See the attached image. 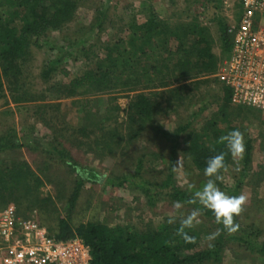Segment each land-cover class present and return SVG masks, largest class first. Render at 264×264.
Segmentation results:
<instances>
[{
    "label": "trees",
    "instance_id": "16d2710c",
    "mask_svg": "<svg viewBox=\"0 0 264 264\" xmlns=\"http://www.w3.org/2000/svg\"><path fill=\"white\" fill-rule=\"evenodd\" d=\"M85 1L4 0V3H1L0 0V69H2L0 71V86L1 77L8 73L12 77L18 76L21 72V67L29 57L31 47H42V45L47 43L45 39L48 33L63 31L67 23L75 18L81 2ZM105 8L106 6L94 8V15L89 25L79 28V32H72L69 36V45L67 47L57 46V55L43 62L40 71V76L43 79L50 78L53 73H62L67 78L65 83L57 81L55 85L52 84V87L50 86L52 92L62 94L63 97H72L78 96L81 90L92 91L90 95H96L97 93L102 95V93L110 89L120 87L126 88L127 86L126 89L128 91H133L139 87L146 88L150 86L149 88L151 89H167L169 98L172 99L179 93L178 88L170 87L173 82L184 81L201 74L210 75L216 73L220 60L219 62L217 61L216 54L212 50L208 29L200 25L196 19L192 22L172 25L170 22L161 20L151 13L147 15V19L140 25H135L134 20L130 22L132 31L122 41L126 43L124 45H127L125 49L119 50L117 48L119 43L112 46L105 44L104 48L101 50L99 48V54L98 52L94 53L89 48L85 49L83 47L85 40L90 39L92 34L99 33L104 29L108 17L107 9ZM218 25L221 45L224 52H226L225 56L222 57L224 58L230 51L231 42L224 23L219 22ZM64 35L67 40V30ZM40 40H42V44H39ZM73 48L74 50L79 48L77 52L86 57L87 68L75 73H69L64 68H59V70L57 67L63 57L74 55L67 50ZM139 51H142L141 54L150 60L149 62L146 61L147 68L139 72L142 79H147L146 85L142 84L140 86L136 78L130 84L119 82L117 77L125 75L128 79L129 71L137 64L135 59L134 61L126 60L125 57H133ZM101 52L105 53L101 55ZM74 57L76 56L74 55ZM184 87L181 86V88ZM221 89L225 105L244 107L231 104L229 89L223 84H221ZM152 95H155V92L136 94L134 100H130L126 113L128 118H130L129 124L139 126L147 124L154 130L156 135L169 140L171 143L168 156L169 165L166 168L165 176L159 184H153L143 178L142 174L147 173L144 168V157L137 159L134 173L131 175L111 171V173L104 176L103 173L81 165L72 157L66 147H62L64 142H69L73 147L76 146L74 141L71 142L72 139L69 136L62 134L64 128L56 131V133L54 130V134H47L41 138L37 135L35 136L33 132L16 133L13 130H8L0 135V153L21 148L30 151L47 150L56 153L59 159L67 166L75 180L74 187L68 198L66 213L64 216L57 218L55 229L53 227H48L47 229L50 234L59 239L76 236L83 240L90 248L91 258L89 264L219 263L224 249L230 247L233 249L232 254L235 252L238 255L235 258L249 259L248 256L245 257V254H253L251 256H255L264 264V228H261L255 222V218L254 221L246 222L244 221L245 218H242L239 214L234 216V223L238 224L239 228L235 232L228 233L221 224L216 222L213 213L203 208L191 193L180 188L173 178L174 159L178 149L184 159H188L191 170L199 174H204L206 161L209 157L224 151L226 166L218 173L220 176L234 161V157L227 152L220 140L225 134L220 129L215 128L214 122L208 120L198 131L194 130L196 128L191 127V131L184 138V143L180 148L179 139L190 127L189 123L191 120L182 125L179 124L171 131L155 126L153 115L157 104H154ZM98 98L102 99L101 97ZM93 100L96 99L89 96L73 102L81 110L86 122L92 120L94 122L87 126L86 124L81 127L73 126L71 137L74 135L87 137L88 134H91L88 127H92L94 131L99 133L98 140L101 139V143L111 151L118 137H120L119 129L116 128L115 117L117 116L115 112L118 111L119 106L115 102H107L102 108L96 109L94 108ZM53 107L58 111L60 104L55 103ZM110 118L113 119V122L110 121ZM229 127L227 131L239 129L238 125ZM134 128L132 125L130 131L137 135L139 131H132ZM244 142L245 152L241 159L239 176L234 181L231 189L224 186L229 196H238L242 178L250 170L252 140L244 136ZM263 178L264 176L258 179L257 185ZM85 182L101 183L104 187H116L118 189L129 187L141 189L147 198V204L150 206H153L159 199L163 200L164 198H169L172 202H179L182 205L193 206L196 210H199L200 217H203L205 222H211L212 227L204 233V236H208L209 239L202 246V241L199 242L201 235L192 227L184 226L181 223L183 219L175 217L173 218V223H168L169 218H167L159 226L136 228L135 230L132 226L126 224L109 225L98 221H87L86 223L72 226L69 223L70 215ZM42 183L43 180L31 170L27 162L11 160V165L9 166L6 160L0 158V204L5 203L4 198L13 199L14 190L20 189V191H25L33 196L35 188ZM216 184L218 187L223 186V183L219 180L216 181ZM47 200L45 207H48L53 202L51 198H47ZM263 200L264 198L261 200L262 204H259L263 211L257 204H254L262 213H264ZM245 217L248 216L245 215ZM217 230H219V234L213 236Z\"/></svg>",
    "mask_w": 264,
    "mask_h": 264
},
{
    "label": "rangeland",
    "instance_id": "374dc122",
    "mask_svg": "<svg viewBox=\"0 0 264 264\" xmlns=\"http://www.w3.org/2000/svg\"><path fill=\"white\" fill-rule=\"evenodd\" d=\"M237 2L238 0H86L81 2L75 18L67 23L63 31L50 32L46 35L47 43L42 47H31L29 57L21 67L18 76L12 77L8 73L1 77L0 135L13 130L16 133L33 132L35 136L41 138L47 134H54V130L56 133L64 128L62 134L69 136L76 146L73 147L69 142H64L61 146L66 147L81 165L103 173L104 176L111 171L131 175L134 173L137 159L144 157V168L147 173L142 174L143 178L153 184H159L169 165L168 156L171 143L156 135L147 124L141 126L129 124L130 118L126 113L130 100L133 101L136 94L155 92V95H152L154 104H157L153 115L155 126L171 131L179 124L182 125L191 120L190 127L179 139L180 148L184 143V138L191 131V127L198 131L208 120L214 122L215 128L220 129L224 134L228 132L229 126L238 125L243 137L246 136L252 140L250 170L242 178L238 193V196L245 197L239 215L245 218L243 220L246 222L254 221L255 218V222L264 228L263 208L259 205L262 204L261 200L264 198V178L257 185L258 179L264 176V118L257 111L249 109L250 107L239 108L225 105L223 91L215 76L216 73L201 74L184 81L173 82L170 87L178 88L179 93L172 99L169 98L167 89H151L150 86L139 87L133 91H128L127 86L126 88L120 87L110 89L102 95L98 93L90 95L92 91L81 90L78 96L63 97L62 94H56L50 89V86L55 85L57 81L62 83L67 81L62 73H53L48 79L40 76L43 62L57 55V46L67 47L69 45V36L72 32H79V28L89 25L94 15L93 10L97 6H106L108 17L104 29L85 40L83 45L85 49L89 48L97 53L99 48L100 50L104 48L105 44L112 46L116 43H119L117 46L119 50L125 49L127 45H124L126 43L122 41L132 31L130 22L134 20L135 25H140L147 19L148 14L153 13L159 19L166 20L172 25L192 22L196 19L200 25L208 29L211 47L219 62L226 52L221 45L218 24L223 22L226 31L227 27L234 24V17L239 11ZM1 3H4V0H1ZM66 30L67 40L64 35ZM39 44H42V40ZM67 50L76 57L66 55L60 61L58 69L64 68L69 73H75L87 68L86 57L77 52L79 48ZM141 52L139 51L133 57H125L126 60L134 61L135 59L137 64L129 71L128 79L125 75L115 76L119 78V82L130 84L136 78L140 86L146 85L147 79H142L139 72L147 68L146 61L150 60ZM103 53L105 52L100 54L103 55ZM181 86L185 87L181 88ZM89 96L97 100H93L96 109L102 108L107 102H115L119 106L115 117L120 137L111 151L101 143V139L98 140L99 133L92 127H88L91 134L89 135L86 131L87 137L80 135L71 137L73 126L81 127L84 124L87 126L94 122V120L86 122L79 107L73 103L82 97ZM55 103L60 104L58 111L53 107ZM112 120L110 118V121ZM132 125L135 127L132 131H139L137 135L130 131ZM0 158L6 160L9 166L11 160L27 162L31 170L43 180V183L35 188L33 196L20 189L14 190L13 199L4 198L5 203L0 204V207L13 206L20 216L35 220L46 228H54L57 218L66 213L68 198L74 187L75 178L71 171L56 153L47 150L15 149L0 153ZM174 161L173 178L176 184L194 196L195 191L201 188L208 177L191 170L188 159H184L179 149ZM240 168L241 159L234 158L232 164L219 176V181L223 183V186L219 188L227 195L226 188L233 187L234 181L239 176ZM189 185L192 187L190 188ZM103 187L101 183L85 182L71 212L70 225L77 226L87 221H98L109 225L126 224L135 230L136 228L159 226L170 217L184 219L196 211L193 206L180 203V207L177 208L176 203L169 198L159 199L153 206H150L141 189ZM47 198H51L53 202L45 207L48 202ZM254 204H257L262 211H259ZM200 215L198 212L192 220L191 227L201 235L199 242L202 241L203 246L209 239L208 236H204V233L212 225L211 222H205ZM232 250L231 247L224 249L219 263L209 262L208 264H263L261 260L251 256L253 254H245V257L248 256L249 259H237L235 256L238 255L235 252L232 254Z\"/></svg>",
    "mask_w": 264,
    "mask_h": 264
},
{
    "label": "built area",
    "instance_id": "2783aa9c",
    "mask_svg": "<svg viewBox=\"0 0 264 264\" xmlns=\"http://www.w3.org/2000/svg\"><path fill=\"white\" fill-rule=\"evenodd\" d=\"M234 24L227 27L231 48L216 78L230 91L233 105L264 118V0H238ZM90 248L80 238H56L39 222L0 207L1 264H89Z\"/></svg>",
    "mask_w": 264,
    "mask_h": 264
},
{
    "label": "clouds",
    "instance_id": "9594fccd",
    "mask_svg": "<svg viewBox=\"0 0 264 264\" xmlns=\"http://www.w3.org/2000/svg\"><path fill=\"white\" fill-rule=\"evenodd\" d=\"M220 140L224 144L227 152L234 158H243L245 142L243 134L239 129L228 131ZM225 166L224 151L209 157L204 168V175L208 177V179L200 189L195 191L194 197L203 208L213 213L218 224H221L228 233H232L239 228V225L234 223V216L241 212V206L245 201V197L243 195L229 196L217 186L216 181L220 179L218 173L224 169ZM189 187L191 188L192 186L189 185ZM175 206L179 208V202H177ZM198 212L199 210L194 211L188 217L184 218L181 223L184 226L191 227L192 220L198 215ZM173 222V218L170 217L168 223ZM218 234L219 230H217L213 236Z\"/></svg>",
    "mask_w": 264,
    "mask_h": 264
}]
</instances>
